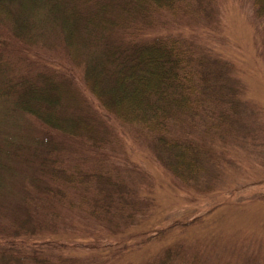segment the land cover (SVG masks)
<instances>
[{
  "label": "trees",
  "instance_id": "16d2710c",
  "mask_svg": "<svg viewBox=\"0 0 264 264\" xmlns=\"http://www.w3.org/2000/svg\"><path fill=\"white\" fill-rule=\"evenodd\" d=\"M251 1L264 36V0ZM195 8L194 0H0L1 114L32 123L28 137L0 149L1 167L21 174L22 202L30 204L12 208L14 222L0 216L11 225L0 242L21 247L0 251V264H46L40 252L54 243L46 232L69 212L111 226L91 247L99 253L122 252L142 236L131 226L157 197L138 189L149 186L142 169L111 161L119 137L145 143L150 152L137 150L188 193L214 190L224 136L245 102L232 62L198 42V33L174 28ZM72 154L94 163L71 162ZM198 219L182 223L183 231ZM164 229H149L137 245ZM165 241L144 264H200L183 242Z\"/></svg>",
  "mask_w": 264,
  "mask_h": 264
},
{
  "label": "rangeland",
  "instance_id": "374dc122",
  "mask_svg": "<svg viewBox=\"0 0 264 264\" xmlns=\"http://www.w3.org/2000/svg\"><path fill=\"white\" fill-rule=\"evenodd\" d=\"M194 2L197 12L183 16L180 22L184 25L174 28L198 33V42L232 62L235 75L242 83L245 102L239 120L224 136L223 148L219 151L221 162H216L219 176L210 180L215 181L214 190L203 195L188 193V188L182 187V182L172 173L167 172L170 178L160 172L137 150L143 148L150 152L145 143L137 144L131 138L119 137L110 147L118 154L111 161L134 172L142 169L149 186L141 185L138 189L157 197L154 205L146 206V215H138L131 226L138 234L142 232V236L129 239V249L122 252L99 253L91 247L98 242L96 238L99 241L107 239L111 226L95 221L86 212L64 213L56 220L54 228L43 235L54 242L50 247L44 245L47 251L40 252V256L48 258L46 264H144L161 252L169 236L174 242H183L188 258L196 255L200 264H264V36L261 23L255 17L251 0ZM1 110L0 100V149L8 141L28 137V127L32 124L4 118ZM31 135H37L35 128ZM120 141L122 144L113 148ZM110 150L105 149V152ZM68 159L82 161L84 166L94 163L93 159L83 161L75 154ZM19 168L26 166L19 165ZM19 179L21 174L0 165V186L6 181V187L0 188V216L3 213L13 222L12 208L30 206L22 202L24 190H21ZM171 179L180 183V187ZM208 182H203L201 188L204 189ZM196 215L200 219L183 231L182 223ZM8 224L0 221V230L9 228ZM155 227H165L164 232L137 245L147 237L146 232ZM41 243L35 244L40 247ZM80 243H84L86 249L78 246ZM20 249L17 244L0 242L1 252ZM59 255L66 258L63 263Z\"/></svg>",
  "mask_w": 264,
  "mask_h": 264
}]
</instances>
